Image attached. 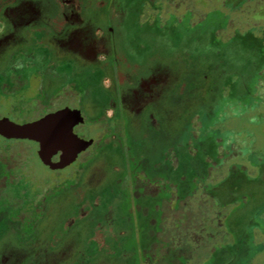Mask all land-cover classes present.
I'll return each instance as SVG.
<instances>
[{
    "label": "rangeland",
    "instance_id": "rangeland-1",
    "mask_svg": "<svg viewBox=\"0 0 264 264\" xmlns=\"http://www.w3.org/2000/svg\"><path fill=\"white\" fill-rule=\"evenodd\" d=\"M16 1L40 15L31 27L57 29L55 0ZM83 2L81 27L42 38L50 69L28 120L66 104L97 119L96 96L128 124L59 171L33 144L28 162L10 159L17 142L0 137V263L42 251L48 264H264V0ZM29 29L0 33V69ZM0 98V116L22 122Z\"/></svg>",
    "mask_w": 264,
    "mask_h": 264
},
{
    "label": "flooded vegetation",
    "instance_id": "flooded-vegetation-1",
    "mask_svg": "<svg viewBox=\"0 0 264 264\" xmlns=\"http://www.w3.org/2000/svg\"><path fill=\"white\" fill-rule=\"evenodd\" d=\"M16 0H0V33L4 32L9 28L11 22L15 23H22V24H27V27L30 29L20 35L15 36V40L21 39L22 41H26L27 44L20 47L19 50L13 54V56L10 58V63H8V66L6 68L0 69V94L7 96L8 98H13L16 99L15 103H12V112L16 115V117H19L22 119V122H16L12 120L8 116H0V120L2 119H7L8 121L18 124V125H24V124H29L36 122L42 118H44L47 115L56 113L58 111H61L66 108H70L71 110L75 111H80L81 116L74 117L72 118L73 122H75L74 125V134L77 136L79 140L82 141V143H87L88 146L87 148L82 151L79 155L78 158L72 163L74 164L81 155L86 154L91 148L95 147L97 145V135L104 136L113 133L119 132V126L120 124H124V127H127V120L125 116H121L119 113V108L117 109L116 107L110 105H105L103 106V101L99 102V98H92L91 99L99 104L100 106L103 107L104 111L101 117L97 119H92L88 120L87 115L85 114L84 108L77 107V106H71V105H64L61 107H58L56 109L49 110L45 112L43 115L38 116L36 118H33L31 120H28V117L31 113H33L34 108L31 106L30 101L27 102V105L24 104L23 102H26L25 100L27 98H32L35 101L34 95H41V93L44 94L43 91H40L39 87L41 86L42 82L44 81L43 77L38 76L36 73L39 71H43V73L47 74L48 69H50V66L48 67V64L46 61H41L40 58L38 57L39 54L37 52L38 49L41 47L48 48V45H46L43 41L42 38L44 39L47 36L48 29L49 31V37L55 33L54 30L57 32V34H61V32L65 31L64 29L69 27L72 29L73 27H78L80 25L81 27V17L83 14L84 6L86 5L83 0H55V4L59 6V12L61 18H52L51 21L58 22V26L56 27L57 29H53V27H50V23L46 24L45 27L41 28L39 26H33L31 27V22L28 20L33 19V20H38L40 21V15L35 12V10L32 7L31 2H18ZM51 5V2H50ZM13 12V14H12ZM56 17V16H55ZM54 19V20H53ZM45 24V23H44ZM51 32V33H50ZM58 34V35H59ZM74 36V35H72ZM7 39V38H6ZM84 40H87V36L85 35ZM74 37L70 40V43L74 41ZM33 46V51H30L28 53H24L23 51L27 49L28 47ZM87 45H85L86 47ZM29 47V48H30ZM85 47H80L76 48L78 50H85ZM85 56V55H83ZM87 57V56H85ZM70 63L71 67H73L72 62ZM62 64V62H61ZM40 65V66H39ZM39 68V71H38ZM40 68H47L40 70ZM96 68V67H95ZM94 69V68H92ZM96 69H100L97 67ZM115 76H117L115 74ZM47 77V76H46ZM51 77V76H50ZM61 78V77H60ZM56 78V81H60L61 79ZM38 84V92L36 93L35 89V83ZM62 81V80H61ZM44 84V82H43ZM41 92V93H40ZM33 96V97H32ZM10 100V99H9ZM5 103L4 100L0 98V107ZM21 105H20V104ZM23 104V106H22ZM39 102L36 104H32L34 107L35 105L37 107H40ZM19 105V106H17ZM0 137L8 144L10 143H16V148L13 150L12 154H10L8 157L11 159L12 156H14L16 159L22 161V162H28L29 157H26L25 155L27 152L29 153V149L31 144L35 145L37 148V158L39 161L46 167H48L50 170L53 171H59V170H64L67 167L62 169L58 168H53L50 165H47L43 162V160L40 157L39 151H40V143L28 139H9L3 135L0 134ZM20 142H25V147L26 149H23L21 147ZM27 143V144H26ZM26 153V154H25ZM12 155V156H11ZM61 156H62V151H58V153L54 154L52 156V162L57 164L61 161ZM88 160L86 161L88 164L94 162L95 157H88ZM9 160V159H8ZM5 168L7 171H11L13 168V165L9 164V161L4 162ZM12 172V171H11ZM9 173V172H8ZM5 199L8 200V202L12 206H16L19 211L23 212L24 208L23 207V201L19 198L17 193L13 192H8L5 194ZM24 213V212H23ZM125 231H123L124 233ZM99 240L102 241V238H98ZM158 247V244L153 245L152 249L155 251ZM162 252V248L158 250V253L160 254ZM38 258L35 257L34 264H48L50 261V256H48L45 253H42V251L39 252ZM9 258L4 259L3 263L1 262L0 264H9Z\"/></svg>",
    "mask_w": 264,
    "mask_h": 264
},
{
    "label": "water",
    "instance_id": "water-1",
    "mask_svg": "<svg viewBox=\"0 0 264 264\" xmlns=\"http://www.w3.org/2000/svg\"><path fill=\"white\" fill-rule=\"evenodd\" d=\"M81 116L80 111L63 109L29 124L18 125L0 120V134L9 139H28L40 143V157L53 168L62 169L71 165L88 144L82 143L74 134L72 118ZM62 151L61 161L52 162V156Z\"/></svg>",
    "mask_w": 264,
    "mask_h": 264
},
{
    "label": "trees",
    "instance_id": "trees-1",
    "mask_svg": "<svg viewBox=\"0 0 264 264\" xmlns=\"http://www.w3.org/2000/svg\"><path fill=\"white\" fill-rule=\"evenodd\" d=\"M263 75H264V72H263ZM249 147H247V151H248ZM252 154V156L254 157H260V154H258L254 149L252 150V152H250ZM260 159V160H259ZM259 161H262L264 160V158L262 159L261 157L258 158ZM254 258H250L249 262L251 263L253 261Z\"/></svg>",
    "mask_w": 264,
    "mask_h": 264
}]
</instances>
